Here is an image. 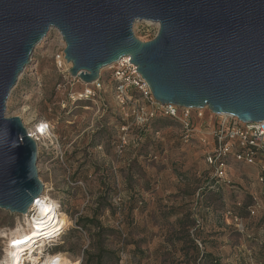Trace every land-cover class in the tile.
<instances>
[{"label":"rangeland","instance_id":"1","mask_svg":"<svg viewBox=\"0 0 264 264\" xmlns=\"http://www.w3.org/2000/svg\"><path fill=\"white\" fill-rule=\"evenodd\" d=\"M132 30L139 41L149 42L158 25L141 21ZM50 37L34 49V64L18 77L5 117H18L29 130L38 123L53 128L56 140L39 147L36 167L42 195L56 202L70 225L52 240L57 246L51 253L84 263L87 253H93L94 230L77 221L91 218L101 198L99 221L114 231L106 241L114 253L109 264H119L120 254L125 257L120 264H199L200 253L188 239L219 264H264V187L258 182V167L228 159V184L221 183L217 190L208 179L213 168L205 162L206 148L197 139L183 144L176 120L157 114L140 125L130 110L117 108L110 71L101 70L104 114L98 112V102H68L67 95L57 91L61 78L54 56L59 38L56 33ZM123 127L127 144L119 153ZM251 197L261 202L254 216L246 212ZM23 221L0 210V262L11 232Z\"/></svg>","mask_w":264,"mask_h":264},{"label":"water","instance_id":"2","mask_svg":"<svg viewBox=\"0 0 264 264\" xmlns=\"http://www.w3.org/2000/svg\"><path fill=\"white\" fill-rule=\"evenodd\" d=\"M141 21L158 25L149 42ZM52 31L84 85L127 57L162 106L264 121V0H0V210L24 218L44 190L36 143L5 108Z\"/></svg>","mask_w":264,"mask_h":264},{"label":"built area","instance_id":"3","mask_svg":"<svg viewBox=\"0 0 264 264\" xmlns=\"http://www.w3.org/2000/svg\"><path fill=\"white\" fill-rule=\"evenodd\" d=\"M52 33L57 34L60 43V50L54 56V64L61 78L57 85V91L65 93L67 101L72 104L83 101L98 102L100 103L98 112L101 111L104 114L107 110V105L101 95L104 91L101 72L99 78L90 85H84L77 78L71 77L68 72L71 69V64L66 62L63 53L65 43L57 31H52L48 40L51 39ZM129 61L130 59L127 57L121 58L106 69H103L111 73V79L114 83L113 99L117 108L121 111L130 110L140 125L147 124L157 114L176 120L180 127V138L185 144L197 139L199 144L206 148L207 152L204 158L206 164L213 168L214 173L211 176L213 179L228 184L225 180V167L227 160L232 159L238 164L258 167L260 171L258 182L264 187V121L263 123L243 124L230 115H214L206 108L189 109L173 105L162 106L154 101L145 81L137 73L136 67ZM76 85L82 86V89L79 91L75 90ZM140 100L144 105H139ZM61 106L63 109L66 107L65 103H62ZM205 112L208 113L207 119ZM197 124L200 126L199 129L196 128ZM35 127L32 130L25 129L29 137L36 143L37 150L39 147L47 148L44 144L45 142L53 143L56 140L53 128L48 123H38L37 127ZM126 131L127 128L124 127L121 130L123 136L120 139L119 153L122 152L127 144ZM155 136H158L157 132ZM152 158L154 160L157 159L155 155ZM251 199V204L246 207V212L254 216L261 208V202L256 197H251ZM32 213L33 211L30 209L29 214ZM226 215H230V212H226ZM75 228L80 230L78 227ZM54 237L43 236L38 238L32 246V254L36 252L39 244L47 242V244L42 246L41 258L44 255H55V252L51 253L57 246L52 243ZM122 259L124 261L125 257L122 256Z\"/></svg>","mask_w":264,"mask_h":264},{"label":"bare ground","instance_id":"4","mask_svg":"<svg viewBox=\"0 0 264 264\" xmlns=\"http://www.w3.org/2000/svg\"><path fill=\"white\" fill-rule=\"evenodd\" d=\"M31 211H33L32 214L24 217L23 224L17 225L11 232L8 248L0 264H78V262L70 261L61 253L53 256L44 255L41 258L42 244H39L36 252L32 254V246L38 238L58 235L70 225V221L66 214L59 211L56 202L46 194L39 197ZM28 236H31L32 239L18 246H13V241L24 240Z\"/></svg>","mask_w":264,"mask_h":264},{"label":"trees","instance_id":"5","mask_svg":"<svg viewBox=\"0 0 264 264\" xmlns=\"http://www.w3.org/2000/svg\"><path fill=\"white\" fill-rule=\"evenodd\" d=\"M182 143L185 144L183 141ZM213 173L214 172L212 171V174ZM212 174L208 178L209 182H213V186L218 190L220 189V184L224 182H220L217 179H213L211 177ZM263 197H264V194H263ZM100 201H101V198H98L94 214L91 218H83V219L81 218L77 221V224L79 226L83 225L85 228L88 227L90 228V230H94L92 234L93 245L91 248L93 253H87L86 259L84 260L83 264H109L110 261L114 260L113 258L114 253L108 251L106 248L107 238L111 236L114 233V231L110 228L103 226L99 221L100 212H101V209H103V207L100 205ZM238 206L240 205L238 204ZM188 240H189V245L191 246V248L200 253L199 264H219V260L215 259L210 253H206L204 251L200 252L198 248L199 246H201L200 244L197 245L193 239H188ZM122 256L123 255L121 254L117 255V261H119V264L123 263Z\"/></svg>","mask_w":264,"mask_h":264},{"label":"snow or ice","instance_id":"6","mask_svg":"<svg viewBox=\"0 0 264 264\" xmlns=\"http://www.w3.org/2000/svg\"><path fill=\"white\" fill-rule=\"evenodd\" d=\"M45 211H47V210L45 209ZM31 239H32V237L28 236V237H25L24 240L13 241V246H18V245H20L22 243H25V242H27L28 240H31Z\"/></svg>","mask_w":264,"mask_h":264}]
</instances>
